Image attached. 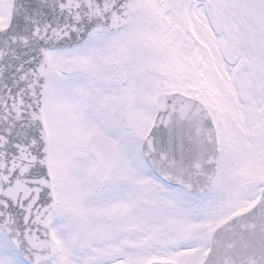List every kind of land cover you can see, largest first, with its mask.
Here are the masks:
<instances>
[{"label": "snow or ice", "instance_id": "6c2138e0", "mask_svg": "<svg viewBox=\"0 0 264 264\" xmlns=\"http://www.w3.org/2000/svg\"><path fill=\"white\" fill-rule=\"evenodd\" d=\"M0 264H264V0H0Z\"/></svg>", "mask_w": 264, "mask_h": 264}]
</instances>
